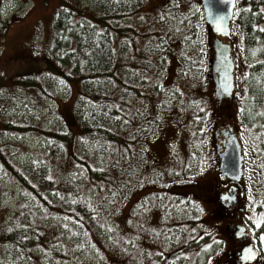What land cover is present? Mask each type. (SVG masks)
<instances>
[{
    "label": "rangeland",
    "instance_id": "374dc122",
    "mask_svg": "<svg viewBox=\"0 0 264 264\" xmlns=\"http://www.w3.org/2000/svg\"><path fill=\"white\" fill-rule=\"evenodd\" d=\"M92 2L0 0V141L27 171L31 166L46 170L44 180L50 185L53 180L58 190L69 187L67 174L76 178L73 192L90 200L82 202L92 212L74 219L59 212L61 205L50 211L41 201L28 205L27 195L0 162V221L5 217L22 224L26 214L43 233L45 228V245L56 249L46 252L42 246L33 264H219L233 246L226 238L229 219L214 217L212 205L179 191L185 184L190 190L193 178L202 184L214 174L215 155L203 142H210L226 109L246 149L252 205L245 206L256 219L264 215L263 130L249 131L236 116L239 101L249 93V60L254 57L244 44L241 22L234 20L231 36L222 37L233 46L236 90L219 109L210 75L215 33L204 20L201 0H135L131 12L114 19L117 64L128 87H113L115 98L122 94L126 104L115 123L118 141L102 165L108 170L97 181L94 175L78 174L81 163L73 157L72 150L78 152L72 144L52 156L43 134V129L62 130L64 124L79 131L73 112L80 81L47 71L53 69L49 54L54 55L55 41H73L82 16L99 19ZM249 7L248 0H239L240 10ZM259 10L264 14V4ZM59 14L60 25L55 23ZM256 228L254 237L264 242V226Z\"/></svg>",
    "mask_w": 264,
    "mask_h": 264
},
{
    "label": "trees",
    "instance_id": "16d2710c",
    "mask_svg": "<svg viewBox=\"0 0 264 264\" xmlns=\"http://www.w3.org/2000/svg\"><path fill=\"white\" fill-rule=\"evenodd\" d=\"M134 1L93 0L91 8L98 11L99 19L82 16L84 22L79 21L74 26L71 37L73 41L56 40L54 55L49 54L55 61L53 60V69L50 68L47 73L63 75L68 81L76 79L81 84L79 91L81 94L73 112L79 131L75 133L73 127L67 124L63 125L62 130L42 128L43 134L49 140V152L52 156L60 155L62 149L57 151V148L63 147L66 143L72 144L78 152L74 153L72 150L73 157L75 156L77 163H81L78 174L82 177L87 173L90 176L94 175L91 179L97 181H101L100 178L108 170V167H102V165L104 166L103 162L107 156L109 158L112 155L111 147L115 139L116 142L118 141L115 123L122 111L121 104H126L122 94L120 99L115 98L113 87L115 83L116 86L119 84L120 87H128L127 83L121 79L122 66L119 68L117 64V51L114 47L116 34L113 31L114 19L126 16L128 12H131ZM248 2L250 7L243 10L238 8V3L233 19V21L238 19L241 22L244 44H247L248 52L254 56L249 60V93L247 92V95L239 101L241 112L237 115V121L248 126L249 131L256 132L262 129L261 145L264 143V59L259 60L261 58L257 57L262 55L263 58L264 56V29L261 27V23H264L261 17L264 14L259 10L260 6L264 4V0H248ZM88 18L96 20V22ZM55 23L60 25L61 14L57 15ZM73 43H75L74 47H72ZM118 68L119 71H117ZM115 79H118L119 82H116ZM45 86L44 84L43 90H46ZM217 103L219 109H222L219 101ZM228 112L224 109L222 113L227 114ZM11 123L14 124L16 121ZM20 127L24 128L25 126L21 125ZM0 152L1 166L5 171L10 172L9 176L27 195L28 205L29 203L36 205L41 201L47 211H50L55 205H61L59 212H66L74 219L73 215L79 219L82 212H88L85 210L82 200L84 202L90 200L73 192V187L78 181L76 178L69 177L67 174L66 181L69 182V187L65 185L62 190H58L53 187L55 184L53 180H49L52 185L44 180L43 176L46 170H37L31 166L27 171L25 166L17 164L14 158L5 152L2 141H0ZM43 165L45 164L43 163ZM188 187L189 184H185L179 193L191 192ZM91 213L88 212L86 216ZM22 217H24L22 224H19L16 219L7 222L5 217H3V221H0V242L3 243L1 264H33L37 260L33 259V256L40 251L39 248L42 246L47 247L46 252L56 249L51 245H45L48 242L47 238L45 241L43 238L45 228L43 233L40 224L35 223L26 214H22Z\"/></svg>",
    "mask_w": 264,
    "mask_h": 264
},
{
    "label": "flooded vegetation",
    "instance_id": "af4514ba",
    "mask_svg": "<svg viewBox=\"0 0 264 264\" xmlns=\"http://www.w3.org/2000/svg\"><path fill=\"white\" fill-rule=\"evenodd\" d=\"M226 101L228 98H223L222 103L219 104L220 107ZM220 116L223 120L219 119L210 142H203V146L207 149L210 147L215 155V160L211 166L214 174L210 175L211 178L208 179V182L202 184L199 183L198 178H193L191 180L193 186L190 187L191 195L199 198L205 204L212 205L211 212L214 217L226 216L229 219L225 225V229H227L226 238L233 246L219 264H264V242L258 241L256 236L254 237L255 228L259 229L264 226V216H261V220L254 218L255 212L250 207L245 206L247 204L252 205L247 193L245 178L242 177L240 181H237L228 175H224L220 167L221 158L218 148L224 149L227 142V137L223 135V132H227L229 126H232L240 138L239 131L229 121L233 119V116L230 113H221ZM217 130H219L218 134L216 133ZM193 169L196 172L202 170L196 166H193ZM197 185L196 191L195 186ZM201 187H205V189L200 191ZM256 209L258 210V208ZM247 249L254 250L253 254H246ZM254 254L255 258L253 259Z\"/></svg>",
    "mask_w": 264,
    "mask_h": 264
},
{
    "label": "water",
    "instance_id": "95a60500",
    "mask_svg": "<svg viewBox=\"0 0 264 264\" xmlns=\"http://www.w3.org/2000/svg\"><path fill=\"white\" fill-rule=\"evenodd\" d=\"M204 17L217 35L230 36V23L234 15L236 0H202ZM216 59L213 63L215 71L219 70L220 78H216L217 92L220 100L226 95L232 96L235 89L232 46L216 39L214 43ZM222 90V91H221ZM218 134V133H217ZM221 158V170L225 175L240 180L243 174V155L238 137L233 132L226 142L225 148H218Z\"/></svg>",
    "mask_w": 264,
    "mask_h": 264
}]
</instances>
